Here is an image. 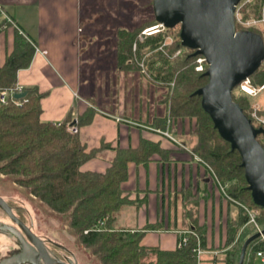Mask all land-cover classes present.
<instances>
[{"label": "trees", "instance_id": "obj_1", "mask_svg": "<svg viewBox=\"0 0 264 264\" xmlns=\"http://www.w3.org/2000/svg\"><path fill=\"white\" fill-rule=\"evenodd\" d=\"M251 8L261 18L264 0H255ZM12 22L6 17L0 18V35L13 25ZM153 23L158 24L156 20ZM143 26L145 24L135 30L122 28L118 31V66L125 69L135 65L140 69L138 63L145 57L152 79L169 88L165 99L169 105L168 113L154 119L155 128H168L174 133L178 120L195 119L192 134L196 142L192 150L208 164L206 167L221 196L236 208L235 214L229 209L225 224L227 238L217 246L208 247L206 225H193L201 247L207 251H218L216 255L206 254L203 262L239 264L236 257L239 251L241 253L242 242L237 237L249 222V215L241 204L257 213V220L262 226L264 207L253 200L241 166V155L221 137L210 115L202 107L201 96L195 95L208 83V77L205 71L196 70L194 50L184 47L180 38L166 45L164 52L160 47L173 28H165L140 39ZM236 26L238 31L243 30L239 24ZM135 43L136 50L133 49ZM180 48L184 51L175 56ZM35 52V42L17 28L13 49L6 54L4 63L0 61V90L17 85L18 71L31 65ZM250 79L255 87L264 85L263 65ZM236 88L233 98L250 118L254 98L237 93ZM25 91L27 95L20 100L22 105L13 100L8 104L0 102V173L15 185L27 188L32 196L58 213L68 224L70 233L99 264H198L193 252L198 243L195 236L183 248L176 245L175 249H162L142 244L145 230L116 229L114 225L118 212L136 202L132 194L122 187L129 177V163L147 164L156 154L165 159L169 151L162 148L159 142L143 138L138 147L117 148L116 157L106 171L85 170L84 164L96 155L97 150L89 149L82 142L79 131L72 133L68 130L70 125H76L70 118L61 123L43 121L41 99L44 93L36 87L25 88ZM93 116L94 111L88 110L80 117L79 126L90 123ZM257 139L264 146V134L258 135ZM212 171L221 183H229L227 193L236 202L224 196ZM103 221L105 225L100 227ZM152 227L148 226V229ZM254 246L255 249L263 247L260 238L249 245L247 253ZM245 264H249L247 254Z\"/></svg>", "mask_w": 264, "mask_h": 264}, {"label": "crops", "instance_id": "obj_2", "mask_svg": "<svg viewBox=\"0 0 264 264\" xmlns=\"http://www.w3.org/2000/svg\"><path fill=\"white\" fill-rule=\"evenodd\" d=\"M151 2L0 0L16 24L0 35V61L4 63L13 49L17 28L35 42L32 63L18 71L17 84L44 93L43 121L61 123L70 118L82 142L97 150L83 169L106 171L117 148L138 147L143 138L169 151L165 159L156 154L147 164L129 163L122 187L136 202L118 212L116 229L145 230L142 244L175 249L177 230L206 225L208 247L217 246L227 238L229 209L232 214L236 210L192 150L195 142L187 136L194 121L184 120L174 130L183 145L158 132L153 122L168 113L166 92L159 90L166 86L117 63L118 31L142 24L144 16H151L147 9ZM259 101L264 110V89ZM88 110L94 111L92 121L80 127V117Z\"/></svg>", "mask_w": 264, "mask_h": 264}, {"label": "water", "instance_id": "obj_3", "mask_svg": "<svg viewBox=\"0 0 264 264\" xmlns=\"http://www.w3.org/2000/svg\"><path fill=\"white\" fill-rule=\"evenodd\" d=\"M241 0H153L155 20L165 28L180 26L181 44L203 55L208 62V83L195 95L210 115L223 139L242 158L248 188L254 202L264 207V146L257 139L264 128L255 127L234 100V89L264 63V39L252 30H237L235 11ZM27 91L15 94L22 99ZM0 207L30 236L46 264H53L44 243L13 213L0 196ZM264 234L256 232L242 245L239 264H245L249 245ZM61 264H67L61 262ZM77 264V262H69Z\"/></svg>", "mask_w": 264, "mask_h": 264}, {"label": "rangeland", "instance_id": "obj_4", "mask_svg": "<svg viewBox=\"0 0 264 264\" xmlns=\"http://www.w3.org/2000/svg\"><path fill=\"white\" fill-rule=\"evenodd\" d=\"M151 1H152L151 5H149V7H147V9H149V12H151V16H147V15L144 16L143 17V23L138 26V27H140V26L145 24V26H143L141 33L139 35L140 39H144L146 36V35H143L144 30L157 25V24L153 23L155 21V18H154V11H153V0H151ZM254 3H255V0H251L250 2H248L247 10L245 11V15L247 17L252 16V17L258 18V16H256L252 12L251 6H253ZM127 30H129V29H127ZM179 33H180V26H176L169 32L166 39L168 37H171L175 41H177L178 39H180ZM138 66L140 67V69L135 65L129 66L128 68H125V69H131L133 71L138 70L139 72H141V73L147 75L148 77L152 78L150 73L148 72L147 68L145 70V68L143 69L140 66V64ZM263 68H264V65H263ZM143 70H145V72ZM166 88L165 89H162V88L159 89L162 92H164V91L166 92V94L164 96V101L166 99L167 94L169 93V88L167 86H166ZM259 99H260V94L252 100V105L257 104L263 110V107H262ZM168 108H169V105H168ZM184 120L185 121L186 120H189V121L193 120L194 126H195V119H189V118L180 119V120H178L179 121L178 123L180 124L182 122V124H184ZM157 129H159V128H157ZM159 130L170 132V130L168 128L166 130H163V129H159ZM170 133L172 136L177 138V136L174 133H172V132H170ZM187 138L196 142V138L191 133V131H189ZM222 185L225 186V189L227 191V188L229 187V183H227V184L222 183ZM0 195L3 196L6 200H8L18 210V212L29 223L30 227L32 228V230L35 233H37L40 237L46 239L47 241L51 240V241L59 243L61 245V248H62V254L73 257V260H71L72 262L76 261L77 264H99L95 260V257L89 252V250H87L86 248L81 246L79 244L77 238L74 237L70 233V229H69L68 224H66L62 221V219H61V217H59L60 215L58 213L54 212L46 204H44L43 202H41L40 200H38L37 198L32 196L28 192L27 188H22L18 185H15L14 183L10 182L5 175H3L1 173H0ZM235 210H236V208H235ZM256 232H257V227H254V225H252V224H247L246 227L241 229V231L237 237V240L241 239V242L243 245L245 240L249 236H251L252 234H254ZM242 245H240V246H242ZM239 258H240V251L236 257L237 263L239 261Z\"/></svg>", "mask_w": 264, "mask_h": 264}, {"label": "built area", "instance_id": "obj_5", "mask_svg": "<svg viewBox=\"0 0 264 264\" xmlns=\"http://www.w3.org/2000/svg\"><path fill=\"white\" fill-rule=\"evenodd\" d=\"M251 1V0H250ZM249 0H241L239 4L236 6V11H235V20L236 24H239L241 27H243V30H252L255 31L259 34L264 39V14L261 18H256V17H247L245 15V11L247 10V5ZM0 14L6 17L10 22H12L11 18L5 14L2 6L0 5ZM14 24V22H12ZM16 26V24H14ZM165 29V26L162 24H157L153 27L147 28L146 30L143 31V35H153L156 34L162 30ZM175 40L171 37H168L165 41V43L160 47V50L165 52V46L170 45L174 42ZM137 44L135 43L133 46V49L136 50ZM184 51L183 48H180L176 51L175 56L181 55L182 52ZM43 53H46V51H42ZM140 66L146 70V64H145V58L139 61ZM264 65V63H263ZM208 62L207 59L203 55L197 56L196 59V70L199 72L206 71L208 69ZM145 70H143L145 72ZM264 89V85L261 87H255L250 79L247 78L243 80L236 88L237 93H242L249 95L253 98L257 97L261 91ZM25 92V88L21 85H16L15 87L5 89V90H0V102L3 104H8L10 100H13L17 103V105H22V102L20 101L21 99L15 98V94ZM250 119L252 121V124L255 127H262L264 128V112L260 108L259 105L254 104L252 105V108L250 110ZM68 130L72 133H77L79 131V128L76 125H70L68 127ZM158 132L162 133L163 135L167 136L170 138L172 141H174L177 144L183 145L180 143V141L175 138L174 136L171 135L169 131H161L158 129ZM198 160L203 162L205 165L206 162L201 158L198 157ZM211 169V168H210ZM212 170V169H211ZM215 180L217 181L218 185L220 186L221 191L223 192L224 196L228 200H232L236 202L232 197L227 193L225 186L222 185L220 180L218 179L217 175L212 171ZM241 206L244 208V210L247 212L249 215V222L247 224H252L254 227H257V232H261L264 229V226L260 225L258 220H257V213L254 210H251L249 207L246 205L241 204ZM105 225V221H103L100 224V227H103ZM176 233L178 234V243L177 247L178 248H183L188 245L190 238L192 236H195L198 240L197 246L193 248V252L195 253L197 259H198V264H204V256L206 254H214L216 255L218 251H207L204 250L201 247L200 244V239L198 234L194 230H177ZM260 243L263 244L262 248L255 249V246L251 249L249 253H247V261L249 264H264V234H261L260 236Z\"/></svg>", "mask_w": 264, "mask_h": 264}, {"label": "flooded vegetation", "instance_id": "obj_6", "mask_svg": "<svg viewBox=\"0 0 264 264\" xmlns=\"http://www.w3.org/2000/svg\"><path fill=\"white\" fill-rule=\"evenodd\" d=\"M6 202L10 205L16 217L32 230L29 223L20 215L18 210L8 200ZM34 234L44 243L51 259L54 261L53 264H61L63 261L69 264L73 260V257L62 254V248L59 243L51 240L47 241L35 232ZM0 264H46L44 257L37 250L27 232L1 207Z\"/></svg>", "mask_w": 264, "mask_h": 264}]
</instances>
